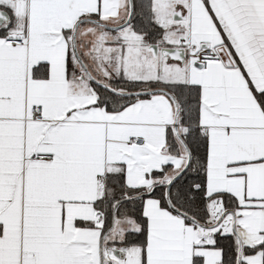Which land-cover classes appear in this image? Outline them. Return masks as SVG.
Masks as SVG:
<instances>
[{
  "label": "snow or ice",
  "instance_id": "snow-or-ice-1",
  "mask_svg": "<svg viewBox=\"0 0 264 264\" xmlns=\"http://www.w3.org/2000/svg\"><path fill=\"white\" fill-rule=\"evenodd\" d=\"M0 264H264V0H0Z\"/></svg>",
  "mask_w": 264,
  "mask_h": 264
}]
</instances>
